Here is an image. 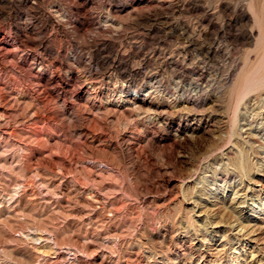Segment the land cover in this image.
Returning <instances> with one entry per match:
<instances>
[{"label":"rangeland","instance_id":"374dc122","mask_svg":"<svg viewBox=\"0 0 264 264\" xmlns=\"http://www.w3.org/2000/svg\"><path fill=\"white\" fill-rule=\"evenodd\" d=\"M0 264H264V0H0Z\"/></svg>","mask_w":264,"mask_h":264},{"label":"bare ground","instance_id":"6f19581e","mask_svg":"<svg viewBox=\"0 0 264 264\" xmlns=\"http://www.w3.org/2000/svg\"><path fill=\"white\" fill-rule=\"evenodd\" d=\"M249 228H250V227H249ZM243 231H246V230H243ZM243 231H242V232H243ZM248 232H249V231H248Z\"/></svg>","mask_w":264,"mask_h":264}]
</instances>
